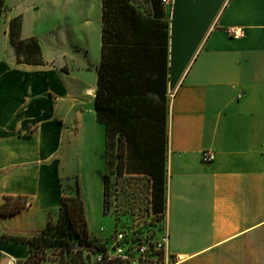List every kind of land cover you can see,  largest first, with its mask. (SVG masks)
Masks as SVG:
<instances>
[{
    "label": "crops",
    "instance_id": "crops-1",
    "mask_svg": "<svg viewBox=\"0 0 264 264\" xmlns=\"http://www.w3.org/2000/svg\"><path fill=\"white\" fill-rule=\"evenodd\" d=\"M165 11L169 78L158 234H168L171 264H264V0H173ZM232 26L244 35H229ZM21 36L30 37L23 25ZM2 43L0 205L19 197L29 206L0 215V222L18 219L12 228L0 224V234L31 235L42 227L33 216L39 221L57 200L45 192L41 159L66 135L56 125L62 75L47 62L17 63L7 25ZM96 122L81 111L68 118L70 142H85ZM207 150L214 158L203 162ZM26 250L2 245L0 264L25 259Z\"/></svg>",
    "mask_w": 264,
    "mask_h": 264
},
{
    "label": "trees",
    "instance_id": "trees-1",
    "mask_svg": "<svg viewBox=\"0 0 264 264\" xmlns=\"http://www.w3.org/2000/svg\"><path fill=\"white\" fill-rule=\"evenodd\" d=\"M147 1L141 7L133 0H101L100 60L95 67L93 110L105 129L104 212L110 210L113 196L116 199L113 192L119 184L129 187L131 193V180L143 177L145 207L153 217L148 225L157 234L162 229L165 205L169 20L161 0ZM6 10L4 0H0V23ZM21 29L20 15L8 19L7 34L16 62L43 65L38 39L23 38ZM25 203L6 197L0 215H12ZM59 203L56 223L48 220L31 235L0 234V247L7 243L26 245L28 255L17 264H39L48 249H55L71 264H85L78 261L83 252L101 257L92 264H115L107 259V244L90 237L78 182L75 194L61 195Z\"/></svg>",
    "mask_w": 264,
    "mask_h": 264
},
{
    "label": "rangeland",
    "instance_id": "rangeland-1",
    "mask_svg": "<svg viewBox=\"0 0 264 264\" xmlns=\"http://www.w3.org/2000/svg\"><path fill=\"white\" fill-rule=\"evenodd\" d=\"M133 1L141 7L148 2ZM4 3L7 10L0 23V48L3 47V30L7 20L20 15L27 34L38 39L44 62L59 68L62 75L60 97L63 101L61 116L56 125L64 131L66 129V135L60 134L56 139L55 152L41 159L45 166V192L51 200H57L43 218L38 221V217L33 216V221L40 222L41 229L48 220L56 223L60 196L75 194L78 182L88 232L93 240L110 247L114 232L120 227L117 223L121 219L132 226L149 228L148 224L153 217L151 211L145 207L146 182L143 177H134L131 180V193H128L129 187L119 184L118 189L113 192L117 193V197L114 199L113 196L110 210L107 213L103 210L104 125L96 122V128L82 144L79 141L70 142L69 138L71 126L67 123L68 118L73 119L78 111L84 113L88 119L92 116L95 118L92 94L96 83L95 67L100 60L101 0H4ZM26 76L37 78L36 74ZM30 161L34 162L35 158L31 157ZM14 198L24 201L19 197ZM25 204L23 208L29 206L28 202ZM12 219L9 216V220H2L0 224L12 228V225L18 223V219ZM18 227L16 225L15 228ZM96 257L83 252L78 261L92 264ZM12 260L17 264V261ZM39 264L71 263L69 259H62L57 255L55 249H48L45 260Z\"/></svg>",
    "mask_w": 264,
    "mask_h": 264
},
{
    "label": "built area",
    "instance_id": "built-area-1",
    "mask_svg": "<svg viewBox=\"0 0 264 264\" xmlns=\"http://www.w3.org/2000/svg\"><path fill=\"white\" fill-rule=\"evenodd\" d=\"M164 6H171L173 0H161ZM227 33L239 38L244 35V30L239 26L229 27ZM214 154L211 151H203L201 159L203 162L213 160ZM115 230L113 242L107 247V259L115 264H171V258L166 253L167 233L155 234V232L144 226H132L125 222ZM154 235V236H153ZM101 257L97 255L96 261Z\"/></svg>",
    "mask_w": 264,
    "mask_h": 264
},
{
    "label": "bare ground",
    "instance_id": "bare-ground-1",
    "mask_svg": "<svg viewBox=\"0 0 264 264\" xmlns=\"http://www.w3.org/2000/svg\"><path fill=\"white\" fill-rule=\"evenodd\" d=\"M9 264H14V262H13V260H12V259L9 261Z\"/></svg>",
    "mask_w": 264,
    "mask_h": 264
}]
</instances>
